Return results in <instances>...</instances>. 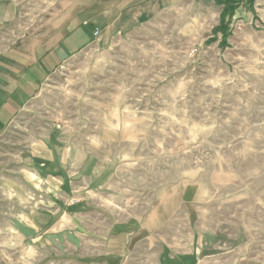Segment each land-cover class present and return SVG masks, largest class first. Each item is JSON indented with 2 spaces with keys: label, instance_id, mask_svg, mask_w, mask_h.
Returning <instances> with one entry per match:
<instances>
[{
  "label": "rangeland",
  "instance_id": "1",
  "mask_svg": "<svg viewBox=\"0 0 264 264\" xmlns=\"http://www.w3.org/2000/svg\"><path fill=\"white\" fill-rule=\"evenodd\" d=\"M131 1L0 0V50L51 16H69L74 6L79 15L105 7L117 19L95 31L99 39L115 26L109 47L94 42L57 70L1 137L0 264H69L52 247H30L16 229L22 212L38 202L35 156L51 135L85 145L116 111L126 128L118 142L125 180L137 190L141 211L173 190L181 220L186 194L195 192L186 233L193 227L197 237L200 197L206 252L239 255L249 245L248 264L262 262L264 0H240L226 44L215 33L218 0ZM214 238L221 242L215 250Z\"/></svg>",
  "mask_w": 264,
  "mask_h": 264
},
{
  "label": "crops",
  "instance_id": "2",
  "mask_svg": "<svg viewBox=\"0 0 264 264\" xmlns=\"http://www.w3.org/2000/svg\"><path fill=\"white\" fill-rule=\"evenodd\" d=\"M110 10L113 13L116 7ZM104 12L101 7L79 15L74 6L69 16H51L49 22L23 32L21 39L0 50V140L57 70L94 42L109 47L115 26L102 30L99 39L95 37L106 21L117 20ZM102 116L106 117V112ZM121 117L124 115L116 111L115 120L103 121L99 134L85 145L60 141L53 135L39 143L41 153L35 156L36 167L31 171L35 181L32 197L38 202L20 216L16 229L22 240L32 248L52 247L69 264L253 263L249 245L239 255L206 252L210 240L200 197L195 200L197 237H192L193 227L192 233H186L184 224L191 226L193 191L186 194L181 220L174 217L173 190L162 191L166 198L158 206L141 211L137 190L125 180L129 171L119 152L118 142L124 140L120 137L126 129ZM116 149L117 153L112 151ZM219 242L213 239L214 250ZM261 248L264 252L263 244ZM261 260L264 264V253Z\"/></svg>",
  "mask_w": 264,
  "mask_h": 264
},
{
  "label": "trees",
  "instance_id": "3",
  "mask_svg": "<svg viewBox=\"0 0 264 264\" xmlns=\"http://www.w3.org/2000/svg\"><path fill=\"white\" fill-rule=\"evenodd\" d=\"M239 2L240 0H218V3L223 5V10L221 12L220 24L216 28L215 33L217 34V36L219 33L222 35L223 44L227 43L228 38L231 35L229 25L230 21L236 13V10L239 7ZM248 2L250 5H253L255 0H248Z\"/></svg>",
  "mask_w": 264,
  "mask_h": 264
},
{
  "label": "built area",
  "instance_id": "4",
  "mask_svg": "<svg viewBox=\"0 0 264 264\" xmlns=\"http://www.w3.org/2000/svg\"><path fill=\"white\" fill-rule=\"evenodd\" d=\"M98 34H99L98 32L95 33V36H98ZM57 128H58V129H61V126L58 124V125H57Z\"/></svg>",
  "mask_w": 264,
  "mask_h": 264
}]
</instances>
